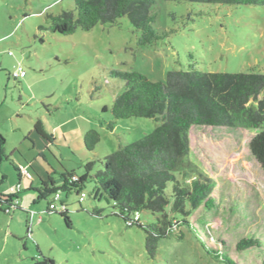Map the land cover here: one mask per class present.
<instances>
[{"label":"rangeland","instance_id":"obj_1","mask_svg":"<svg viewBox=\"0 0 264 264\" xmlns=\"http://www.w3.org/2000/svg\"><path fill=\"white\" fill-rule=\"evenodd\" d=\"M74 7L71 0H0V195H11L9 187L18 182L13 165L32 175L21 179L20 209H0V264H34L39 255L56 264H222L184 226L182 238L180 230L160 238L150 258L144 230L116 215L101 191L95 193L91 178L84 182L80 204L77 195L65 199L61 193L67 225L53 194L39 198V177L58 178L65 170L82 175L94 162L92 174L107 154L157 125L102 111L122 89L108 69L137 71L151 81L192 68L264 73V5L158 0L151 8L153 29L163 38L146 45L138 44L140 33L126 17L70 35L51 32L47 14ZM19 67L23 77L14 76ZM263 95L264 90L258 98ZM36 122L46 135L43 141ZM110 122L113 130L107 128ZM90 130L99 140L87 150L84 135ZM256 132L208 126L189 131L190 161L215 181L218 207L196 220L212 248L249 236L264 245V173L249 147ZM50 202L56 204L53 212H47ZM139 217L142 225L155 221L148 211Z\"/></svg>","mask_w":264,"mask_h":264},{"label":"trees","instance_id":"obj_2","mask_svg":"<svg viewBox=\"0 0 264 264\" xmlns=\"http://www.w3.org/2000/svg\"><path fill=\"white\" fill-rule=\"evenodd\" d=\"M71 1L74 9L47 14L51 32L70 35L78 28L89 30L97 23L114 24L119 18L126 17L140 33L139 45L163 38L153 29L155 12L151 8L158 0ZM171 1L264 5V0ZM107 76L122 89L109 109L102 107L103 112L109 110L114 119L149 118L157 125L137 141L121 145L107 154L99 161L100 168L92 174L94 162H89L82 175L65 170L58 178L49 175L46 180L40 179L39 198L45 199L46 195L57 191L65 192V197L78 196L84 182L91 178L96 185L95 193L101 191L116 215L127 225L136 224L144 230L145 249L150 258L155 256L160 238L178 232L184 226L196 235L206 252L222 264H249V260L251 264H264V245L256 237H242L233 243L222 241L221 248H212L207 242L206 230L196 220L218 207L213 194L215 181L197 170L190 161L188 138L192 126L255 129L257 132L249 147L264 173V95L258 98L264 90V73L204 72L192 68L170 70L164 81H151L137 71L108 69ZM107 128L113 130V123H108ZM34 129L46 137L39 122L35 123ZM98 140L95 130L88 131L84 135L86 149L92 150ZM0 141L3 144L2 137ZM13 168L18 170L15 165ZM60 202L65 203V200ZM6 203L10 201H0L1 210L5 211ZM18 206L14 208L20 209ZM65 211L58 214L68 225ZM142 211L150 212L155 221L142 225L139 222ZM177 234L178 238L183 237L181 230ZM34 264L56 262L39 255Z\"/></svg>","mask_w":264,"mask_h":264},{"label":"built area","instance_id":"obj_3","mask_svg":"<svg viewBox=\"0 0 264 264\" xmlns=\"http://www.w3.org/2000/svg\"><path fill=\"white\" fill-rule=\"evenodd\" d=\"M14 76L15 77H23L24 76V72L22 71V69L20 67L18 68V70H16L14 72ZM18 171H19L20 177H24V178L31 179V176L32 175L30 174V172L26 168L21 167ZM74 179L76 180L75 177H74ZM9 190H10V192L12 194L11 195H8V196H11V198H9L7 196L6 197H3L2 195H0V201H1V203L10 201V203H8V204L6 203V206L4 207L5 212H9L10 208H13L15 205H18L19 204L18 195L17 194L20 191V183H17V184H15V186L10 187ZM53 196H54V201H57V200L59 202L61 201L60 200V198H61L60 192L57 191V192L53 193ZM84 197H85V193L83 191H81L79 193V195H78L79 202L82 201L84 199ZM60 205H61V208H62V210H60V211H63V210L66 209V204L65 203H61L60 202ZM55 208H56L55 202H50L48 204V209L55 210ZM137 218H138V216L136 215L135 216V219H137Z\"/></svg>","mask_w":264,"mask_h":264},{"label":"crops","instance_id":"obj_4","mask_svg":"<svg viewBox=\"0 0 264 264\" xmlns=\"http://www.w3.org/2000/svg\"><path fill=\"white\" fill-rule=\"evenodd\" d=\"M34 126H35V124H34ZM40 129H41V127H40ZM42 131V130H41ZM40 137L39 138H41V140H42V138H44L42 135H40L39 133H37ZM43 141V140H42ZM15 168H16V166H15ZM27 170H28V168H27ZM18 174H19V172H18V170H15ZM49 176V174H47V177ZM46 177V178H47ZM24 177H20V175H18V182L17 183H20L21 182V179H23ZM40 179H42L41 177H39ZM40 179H39V181H40ZM44 180H46V179H44ZM10 187H12V186H10ZM10 187H9V189H10ZM31 189V188H30ZM10 191V190H9ZM20 191H21V189H20ZM20 191H19V193H20ZM41 191V190H40ZM44 192V191H43ZM18 193V194H19ZM17 194V195H18ZM5 196V195H4ZM8 196V195H7ZM19 197V196H18ZM65 199H66V197H65ZM65 199H63V200H65ZM65 203H66V200H65Z\"/></svg>","mask_w":264,"mask_h":264}]
</instances>
